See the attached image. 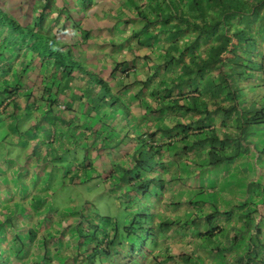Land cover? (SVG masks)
<instances>
[{
    "label": "trees",
    "instance_id": "1",
    "mask_svg": "<svg viewBox=\"0 0 264 264\" xmlns=\"http://www.w3.org/2000/svg\"><path fill=\"white\" fill-rule=\"evenodd\" d=\"M256 7L245 0H0V108L14 113L18 92H25L26 108L74 111V126L89 130L77 131L78 146L95 151L86 152L82 177L121 202L120 217L79 212L77 239L93 243L86 264H133L137 242L141 255L153 247V207L169 205L165 154L173 140L190 139L184 155L187 148L203 152L202 169L255 151L264 155V96L251 86L258 97L243 100L248 82H259L263 71L256 34H264V15ZM97 11L105 22L133 31L128 52L108 38L113 48L100 62L97 46L106 42L89 27L97 23ZM92 44L91 59L84 50ZM143 59L146 76L136 66ZM249 184L244 204L255 214L264 206V186ZM210 217L199 234L205 238L214 230ZM240 239L244 243L235 246L245 253L234 264H264V231L250 230ZM45 243L48 257L51 245Z\"/></svg>",
    "mask_w": 264,
    "mask_h": 264
},
{
    "label": "crops",
    "instance_id": "2",
    "mask_svg": "<svg viewBox=\"0 0 264 264\" xmlns=\"http://www.w3.org/2000/svg\"><path fill=\"white\" fill-rule=\"evenodd\" d=\"M245 2L249 8L257 6L260 17L264 15V0ZM90 12L93 14L92 10ZM94 14L98 21L90 24L91 33L106 42H99L97 46L101 51L98 52L100 62L106 59L107 50L113 48L108 38L117 41L116 47L123 45L118 51L128 52V47L135 40L131 35L133 31L113 21L105 22V15H100L99 11ZM256 35L263 71L259 82H254V85L248 83L251 90L258 87L259 96H264V34ZM94 46L92 44L84 50L90 58ZM147 52L145 47L139 50L143 55ZM147 60L149 62L150 59ZM143 63L144 59L136 60L139 72L146 76L149 71L147 69L146 73ZM254 95L257 96V91ZM19 101L14 113L10 109L0 108V116L3 117L1 124L5 131L0 132V264H86L93 243L90 240L78 241L75 228L81 210L89 214L98 211L92 198L83 192H91L86 184L92 182L84 180V173L80 174L86 152L95 151L94 148L78 146L80 134L77 131L82 129L84 135H89V130L74 126V118H78L74 111L29 109L24 97ZM133 111L138 117V112ZM173 141L165 154L171 177L165 196L169 197V205L153 207L157 213L155 244L132 263L234 264L245 253L241 247L235 246L241 241V244L244 243L241 235L257 228L264 231L263 204L257 207L255 214L244 204L247 187L252 185H248L249 182L259 181L264 186V155L262 158L255 157V160L244 157L219 164L213 169H202L201 165L207 162L203 152L199 150L197 153V150L187 148L190 154L187 157L184 155L183 146L190 145V139ZM260 143H256L255 150ZM64 152L68 154L61 159ZM99 153L106 157L109 155L106 149H100ZM121 155L119 153L116 157V166ZM120 170L114 169L116 173H120ZM56 185L62 189L60 195L70 200L68 207L55 203ZM68 189V192H64ZM101 191L110 196L114 209L100 213L112 215L120 211V200L107 190ZM210 214L214 230L210 238H205L199 234L208 229L207 218ZM161 218L169 225L160 226ZM45 238L47 244L51 245L48 257L45 256ZM231 245L235 247L231 248Z\"/></svg>",
    "mask_w": 264,
    "mask_h": 264
},
{
    "label": "rangeland",
    "instance_id": "3",
    "mask_svg": "<svg viewBox=\"0 0 264 264\" xmlns=\"http://www.w3.org/2000/svg\"><path fill=\"white\" fill-rule=\"evenodd\" d=\"M235 27V26H234ZM260 33H263V31L262 32H260ZM28 69H31V67H29ZM2 74H5V73H2ZM23 83H24V81H23ZM22 83V84H23ZM242 86H244V85H242ZM252 91V92H251ZM251 91H248V93H246L245 94V96H244V98H243V100L245 101V103L246 104H249L250 103V101H253V99L254 98H256V97H258V96H255L254 94L256 93V90H251ZM20 93H22V92H18V96H21L22 98H23V95L25 94V92H23L22 94H20ZM0 98H1V96H0ZM0 101H3V99L1 98L0 99ZM20 104V103H19ZM6 109L7 110H9V107H6ZM28 116H30L29 114H28ZM32 119L34 118L33 116L31 117ZM25 119V118H24ZM81 120H83V118L81 117ZM84 120H85V117H84ZM88 120V119H87ZM5 126H8V125H5ZM3 126H2V124L0 123V132H5L4 130H3ZM128 140H126V139H124V143H126ZM17 149H14V151H16ZM253 153V152H252ZM68 153H66V152H64V154L61 156V159H64V158H66V155H67ZM257 157V158H262L263 157V154L261 153V151H255L254 152V155H253V159L255 160V157ZM63 161V160H62ZM63 163H64V161H63ZM58 165H61V163L60 164H58ZM60 167V166H59ZM70 167V170L72 171H74V169L71 167V166H69ZM74 174V173H73ZM80 174H83V170H81L80 171ZM87 185V187L86 188H88V189H90L91 190V192H87V191H83L84 192V194L85 195H87V196H90L91 198H92V200H93V202H94V204H95V206L97 207V209H98V211L99 212H103V213H108V212H112V210L114 209V207H113V204H112V201H111V198H110V196H107V195H105V194H103V192L101 191L102 190V188L99 186V187H97L96 186V182H92V183H88V184H86ZM56 187L57 188H55V190L54 191H56L57 192V194H56V196H55V203H58L59 205L60 204H62V205H67L66 207H68V204L70 203V200H68V197H62L61 195H60V193H62L61 192V188H58V185H56ZM69 191V189L68 190H66V191H64V192H68ZM59 196V199L57 198ZM56 206H58V205H56ZM61 207V206H60ZM116 215V216H118V217H120L121 216V212L120 211H117V212H115V213H113V215ZM143 233V232H142ZM146 234V233H145ZM144 237H145V235H144ZM137 244H140V242H137L136 243V245H135V253L133 254V255H135L136 254V256L138 257V256H140L141 254H138L137 253V251L139 250V249H141V247H139V245H137ZM254 254V253H253ZM260 257H262L263 258V254H261L260 255ZM254 260H256V259H254ZM257 262V261H256ZM255 262V263H256ZM254 263V264H255Z\"/></svg>",
    "mask_w": 264,
    "mask_h": 264
}]
</instances>
